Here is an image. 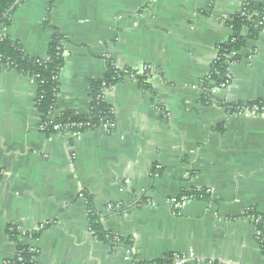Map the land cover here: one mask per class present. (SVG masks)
<instances>
[{"label": "crops", "instance_id": "0c3cea01", "mask_svg": "<svg viewBox=\"0 0 264 264\" xmlns=\"http://www.w3.org/2000/svg\"><path fill=\"white\" fill-rule=\"evenodd\" d=\"M263 1L19 0L1 37L35 60L47 59L52 29L63 37L55 117L89 113L90 84L103 79L107 60L118 71L146 66L151 76L144 89L122 79L105 90L111 130L45 134L35 81L0 68V264L15 254L10 226L16 243L37 249L35 264L174 254L264 264V114L233 110L264 100V25L229 68L228 87L213 92L225 106L200 102L230 37L227 23L246 3ZM205 191L171 213L169 199ZM90 212L130 246L98 240ZM39 231L35 241L23 237Z\"/></svg>", "mask_w": 264, "mask_h": 264}, {"label": "trees", "instance_id": "16d2710c", "mask_svg": "<svg viewBox=\"0 0 264 264\" xmlns=\"http://www.w3.org/2000/svg\"><path fill=\"white\" fill-rule=\"evenodd\" d=\"M19 4V0H0V29L6 27L9 24L10 17L15 11V8ZM264 1L259 3H248L244 6L240 12L235 14L227 26L230 30V37L222 45L218 47V59L210 66L208 75L210 76V83L204 81L203 94L200 102L204 106H219L223 107L225 104L215 100L211 91L218 88L221 84L225 83L228 75V65L232 61H238L241 57V52L246 47L247 42L254 38L259 31L256 27L260 17L263 15ZM63 37L54 29H52V37L48 46L47 60H35L28 58L23 53L21 46L18 43H14L7 38L0 36V68L13 69L23 74L26 77L32 78L37 85L36 92V110L40 114L42 120L51 114H54L56 108V99L58 94L57 79L59 72L63 65ZM60 49V50H59ZM107 62V71L103 79L96 80L90 84V111L86 116L78 115L75 113H63L58 116L57 123H80L85 124L87 127L85 131H91L102 125H107L111 130L114 124L113 114L111 109L104 101V90L102 84L104 83L110 88L115 82L119 81L117 75L121 74L110 62ZM136 74V72H134ZM146 88V87H144ZM256 103H262L264 100ZM84 131V132H85ZM90 229L100 241H109L113 244V237L105 234L99 223L98 217L94 212L89 214ZM261 229V225L258 226V230ZM34 232L31 234H25L24 239L35 241L40 233ZM19 233L13 231L8 232L10 240L17 238ZM118 244L124 245L127 248L130 244H127L118 239ZM258 242L262 254H264V236L261 233ZM18 254L20 261L13 259L11 264H34L32 262L33 253L29 252L28 245L19 244ZM171 256L162 258L153 262L141 263L134 262V264H170ZM212 264H219L212 262Z\"/></svg>", "mask_w": 264, "mask_h": 264}, {"label": "built area", "instance_id": "2783aa9c", "mask_svg": "<svg viewBox=\"0 0 264 264\" xmlns=\"http://www.w3.org/2000/svg\"><path fill=\"white\" fill-rule=\"evenodd\" d=\"M248 3H246L245 6H247ZM264 25V16L260 17V20L258 21L256 27L258 30L262 29V26ZM63 49V45H62ZM60 50V49H59ZM218 59V57H217ZM216 59V60H217ZM47 60V59H46ZM45 60V61H46ZM215 60V61H216ZM237 63V61H232L229 63L228 67L230 68L232 65ZM229 68H228V75H227V80L225 83L221 84L218 88L219 90H223L228 87L229 83L231 82V75L229 74ZM121 74L117 75L119 80H129L132 82H138L139 85L144 89V87L147 86L146 81L148 78L151 76V70L148 67H143L139 71H136V74L134 73L135 71H130V70H122L120 71ZM206 82L210 83V76L208 75L205 79ZM102 88L107 90L108 87L103 83ZM213 89L211 91L212 96L213 92L216 90ZM105 90L103 91L105 93ZM203 93V91H202ZM214 97V96H213ZM216 100V99H215ZM37 102V101H36ZM233 110L237 114H243V115H263L264 114V105L262 103H251V104H243V105H238V106H233ZM40 124H39V131L42 133H55V134H66V133H74V134H80L85 131V128L87 125L85 124H80V123H72V122H65V123H57V117L54 116V114H51L45 118V120H42L40 116ZM101 127L108 128L107 125H102ZM205 195H209V191H205L203 194L199 192L197 193H185L180 196H177L175 198H171L168 200V204L170 207V211L173 215H176L184 206L186 203L191 202L193 200H202L204 199ZM80 198H83V195H79ZM44 226H41L40 230H43ZM13 231H17V229L13 226L8 227L7 229V234L12 233ZM18 232V231H17ZM19 236V235H18ZM17 238H14L13 243H15V254L12 258L6 260L4 264H11V261L13 259H17L20 261V257L18 254V246L19 244L16 243ZM113 244H116L118 240L116 238L113 239ZM29 252L33 253L34 256L32 257V262L35 264V258L37 256V249L31 246H28ZM170 264H212L210 261H202L199 260L191 255H180V254H174L171 257Z\"/></svg>", "mask_w": 264, "mask_h": 264}]
</instances>
